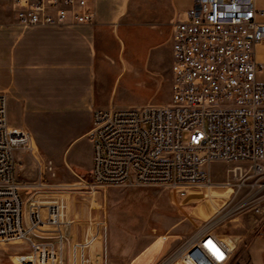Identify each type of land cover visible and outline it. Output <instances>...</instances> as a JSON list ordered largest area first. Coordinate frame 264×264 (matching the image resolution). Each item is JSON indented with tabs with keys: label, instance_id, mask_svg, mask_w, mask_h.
I'll return each mask as SVG.
<instances>
[{
	"label": "built area",
	"instance_id": "2783aa9c",
	"mask_svg": "<svg viewBox=\"0 0 264 264\" xmlns=\"http://www.w3.org/2000/svg\"><path fill=\"white\" fill-rule=\"evenodd\" d=\"M12 6L24 29L97 24L90 0H12ZM262 16L255 0H194L173 29L171 102L93 113L87 188L106 197L118 187H163L182 199L191 193L213 204L225 199L227 206L253 188L264 175L263 65L256 60L264 43ZM34 143L30 132L10 124L7 98L0 93V250L26 246L11 264H111L105 212L87 221L83 240L68 235L69 198L44 176H55L51 162L36 159L37 182L20 180L16 154L33 152ZM214 162L237 164L232 178L215 180ZM254 212L262 213L260 207ZM236 249L232 236L201 228L168 262L228 264Z\"/></svg>",
	"mask_w": 264,
	"mask_h": 264
},
{
	"label": "crops",
	"instance_id": "0c3cea01",
	"mask_svg": "<svg viewBox=\"0 0 264 264\" xmlns=\"http://www.w3.org/2000/svg\"><path fill=\"white\" fill-rule=\"evenodd\" d=\"M1 1L0 93L7 98L11 125L21 127L17 118L26 123L38 116L66 117L85 110L93 118L96 110L113 108L115 87L124 79L145 88L143 103H152L167 86V74H172L174 26L194 0H90L96 25L34 29L19 27L12 0ZM255 3L264 11V0ZM259 21L264 22V16ZM256 60L263 65L259 80L264 82V43L256 50ZM229 193L222 191L224 196ZM226 204L206 201L207 214ZM86 228L72 225L67 233L79 242ZM160 241L147 243L125 263L111 260V264H170L169 257L183 243ZM236 243L228 264H264L263 236ZM98 248L97 243L90 255Z\"/></svg>",
	"mask_w": 264,
	"mask_h": 264
},
{
	"label": "rangeland",
	"instance_id": "374dc122",
	"mask_svg": "<svg viewBox=\"0 0 264 264\" xmlns=\"http://www.w3.org/2000/svg\"><path fill=\"white\" fill-rule=\"evenodd\" d=\"M1 2L6 3L7 0ZM166 85L150 104L171 102V73L167 74ZM141 89L130 79L120 81L114 90L113 108L147 104L143 103L145 88ZM15 115L13 111L10 116L14 119ZM15 121L20 128L31 133L36 144L33 152L18 151L16 154L20 180L25 184L37 182L40 175L36 159L51 162L55 176L50 173L44 176L51 184L60 186L68 196L73 225L83 226L90 218H100L104 212L107 214L111 226L112 262L125 263L147 243L161 242V236L168 237L165 242L181 245L201 228L228 234L236 242H251L256 234L264 237V175L253 188L239 193L231 204L214 210L211 216L205 208L207 200L200 193H191L190 198L182 199L169 188L118 187L104 197L87 188L92 180V145L87 138L92 125L91 111L71 113L66 117L38 116L26 123L20 118ZM187 137L185 135V139ZM236 166L214 162L211 165L212 176L217 181H225L232 178V170ZM222 204H225V199L218 202V205ZM254 207H260L262 213L256 214ZM24 249L26 246L22 244L4 247L0 250V258L4 264H9L15 261L14 254Z\"/></svg>",
	"mask_w": 264,
	"mask_h": 264
},
{
	"label": "bare ground",
	"instance_id": "6f19581e",
	"mask_svg": "<svg viewBox=\"0 0 264 264\" xmlns=\"http://www.w3.org/2000/svg\"><path fill=\"white\" fill-rule=\"evenodd\" d=\"M35 144V143H34ZM35 146H36V144H35Z\"/></svg>",
	"mask_w": 264,
	"mask_h": 264
}]
</instances>
